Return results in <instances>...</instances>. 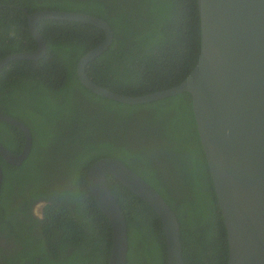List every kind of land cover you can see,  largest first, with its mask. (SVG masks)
I'll list each match as a JSON object with an SVG mask.
<instances>
[{
    "label": "trees",
    "instance_id": "16d2710c",
    "mask_svg": "<svg viewBox=\"0 0 264 264\" xmlns=\"http://www.w3.org/2000/svg\"><path fill=\"white\" fill-rule=\"evenodd\" d=\"M39 10L84 12L109 24L112 41L85 73L114 92L137 96L175 86L199 57L197 0H0V59L36 49L26 13ZM37 28L46 53L0 69V111L22 121L32 138L20 165L0 156V264L108 263L111 226L87 180L89 167L105 157L140 175L174 211L183 264H227L226 230L191 94L138 104L95 94L79 81L76 64L104 31L53 18ZM0 142L17 154L25 137L0 120ZM106 179L126 220V264H167L155 211L113 176Z\"/></svg>",
    "mask_w": 264,
    "mask_h": 264
},
{
    "label": "water",
    "instance_id": "95a60500",
    "mask_svg": "<svg viewBox=\"0 0 264 264\" xmlns=\"http://www.w3.org/2000/svg\"><path fill=\"white\" fill-rule=\"evenodd\" d=\"M197 5L201 29L198 60L179 84L166 89L131 96L94 83L86 75L85 66L108 48L113 34L105 20L76 11L26 13L28 30L37 47L3 57L0 69L14 59H39L46 53V43L37 28L39 20H72L94 25L105 34L103 41L76 64L79 81L93 93L138 104L189 92L226 230L227 264H264V0H197ZM0 120L24 134L23 148L17 154L0 142V156L18 166L29 154L31 133L22 121L1 111ZM106 175L113 176L151 206L163 226L167 264H183L179 223L174 211L140 175L119 159L105 157L89 167L87 180L91 195L112 230L107 264H126L128 238L125 216ZM2 178L0 166V187Z\"/></svg>",
    "mask_w": 264,
    "mask_h": 264
},
{
    "label": "rangeland",
    "instance_id": "374dc122",
    "mask_svg": "<svg viewBox=\"0 0 264 264\" xmlns=\"http://www.w3.org/2000/svg\"><path fill=\"white\" fill-rule=\"evenodd\" d=\"M36 212H37V213L39 212V209H37V207H36Z\"/></svg>",
    "mask_w": 264,
    "mask_h": 264
}]
</instances>
